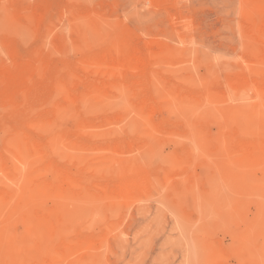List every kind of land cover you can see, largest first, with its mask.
I'll return each mask as SVG.
<instances>
[{"label": "rangeland", "instance_id": "374dc122", "mask_svg": "<svg viewBox=\"0 0 264 264\" xmlns=\"http://www.w3.org/2000/svg\"><path fill=\"white\" fill-rule=\"evenodd\" d=\"M0 264H264V0H0Z\"/></svg>", "mask_w": 264, "mask_h": 264}]
</instances>
